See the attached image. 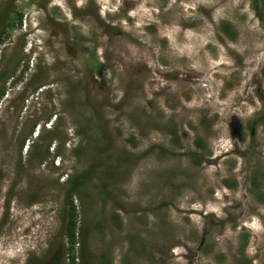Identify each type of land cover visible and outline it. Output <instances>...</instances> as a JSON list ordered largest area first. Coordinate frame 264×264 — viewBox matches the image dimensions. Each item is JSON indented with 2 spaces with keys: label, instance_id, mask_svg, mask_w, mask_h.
Listing matches in <instances>:
<instances>
[{
  "label": "rangeland",
  "instance_id": "obj_1",
  "mask_svg": "<svg viewBox=\"0 0 264 264\" xmlns=\"http://www.w3.org/2000/svg\"><path fill=\"white\" fill-rule=\"evenodd\" d=\"M253 2L0 0V264H264Z\"/></svg>",
  "mask_w": 264,
  "mask_h": 264
},
{
  "label": "trees",
  "instance_id": "obj_2",
  "mask_svg": "<svg viewBox=\"0 0 264 264\" xmlns=\"http://www.w3.org/2000/svg\"><path fill=\"white\" fill-rule=\"evenodd\" d=\"M252 9L256 11V15H258L257 17L260 19V20H263L264 17L261 16V13H260V9H257V6H256V3L253 2L252 3ZM17 19L19 20V17H15V16H12V21H10L11 23L14 22V20ZM223 26H225V33L227 36H229L230 38H233V35L231 34L230 30L229 29V23L227 22H224L223 23ZM263 28H264V25H263ZM1 94H2V91H1ZM49 118H46V120H48ZM252 122H254L255 124L251 127V134L253 135L254 134V130H255V127H256V121L253 120ZM48 130V135L49 136L48 138L49 139H54L55 137L53 136L54 134V129L52 130V128H47ZM196 145L199 147V148H202L201 147V144L197 141ZM72 154H74V150L72 152ZM43 156L44 154H41V159L43 160ZM78 156V154H77ZM89 171L86 169L85 171L81 172V173H74L72 175H70L67 179V191L65 193V204L67 205V222H68V226L66 228V231H65V235H66V239L69 243L70 246L73 245L74 243V238H75V225H76V211H75V207L73 206V197L78 195V188L80 186L83 185L85 179L88 177L87 176V173ZM251 184L252 186L255 188L257 187V184L255 183V181L253 179H251ZM80 237H81V234H80ZM81 240H82V237H81ZM81 246H80V250H79V257L80 258V264H87V261L86 259L84 258V256L82 255L84 253V243H83V240L81 241ZM72 250V247H69V250ZM243 251V248L241 249V252ZM71 261L69 262V264H76L75 261H74V256H71ZM245 258V257H244ZM246 259V258H245ZM244 259V261H245ZM242 264H243V261L241 260L240 261ZM245 264H249V262L247 263L244 262Z\"/></svg>",
  "mask_w": 264,
  "mask_h": 264
}]
</instances>
